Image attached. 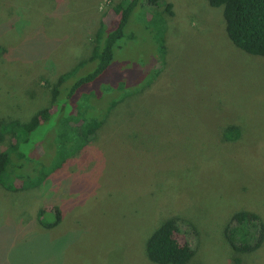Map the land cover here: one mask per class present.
<instances>
[{"label": "rangeland", "instance_id": "rangeland-1", "mask_svg": "<svg viewBox=\"0 0 264 264\" xmlns=\"http://www.w3.org/2000/svg\"><path fill=\"white\" fill-rule=\"evenodd\" d=\"M122 1L0 0V119L27 124L66 107L62 123L52 117L30 136L33 156L18 171L40 168L29 187L0 185V264H155L146 243L170 217L182 245L197 241L192 264H264V244L240 254L225 233L239 211L264 221V58L233 44L209 0L140 5L109 68L67 103ZM78 104L104 125L56 173L55 142ZM229 127L240 137H226Z\"/></svg>", "mask_w": 264, "mask_h": 264}, {"label": "trees", "instance_id": "trees-1", "mask_svg": "<svg viewBox=\"0 0 264 264\" xmlns=\"http://www.w3.org/2000/svg\"><path fill=\"white\" fill-rule=\"evenodd\" d=\"M162 3L163 0H125L114 7L115 19L109 27L101 26L97 33L94 52L88 60L96 62L97 66L93 72L77 80L68 90L67 103L68 100L72 101L81 87L91 85L109 68L114 60L115 49L125 37V29L135 9L141 5L144 9L150 10L160 7ZM209 3L212 7L223 8L226 31L233 44L250 55L264 58V0H209ZM84 64V61L81 62L79 67ZM75 72L76 70H72L60 77L53 89L54 102L61 95V86L72 78ZM115 105L116 103L110 110ZM55 108L57 110L55 113L50 108L39 111L32 122L27 124L20 119H0V185L5 189L17 190L15 186L10 187L13 181L20 180L26 185L33 179L32 175L39 171L38 167L37 170L34 169L35 172L20 173L24 170L25 159H29L32 152V150L28 152L27 149L32 133L50 122L52 117L58 119L60 114L62 116L65 113V106ZM62 118H59L60 122ZM66 118L55 142L57 155L53 170L56 173L67 167L75 155L85 153L88 149L86 147L103 128L105 120L92 114L89 108L83 110V105L79 104L74 108V113ZM225 136L237 139L240 137V130L237 127H229ZM37 151L41 152V147H38ZM39 166L46 168L49 165ZM48 178L49 174L42 172L35 182L41 185ZM25 185L22 189L29 187ZM56 213V222L48 228H53L61 222L60 211L57 210ZM180 221L176 217L168 218L149 237L146 252L153 263L192 264L198 246L197 241L184 245L179 242L178 235L183 232L179 227ZM225 233L237 253L256 252L264 244V221L254 212L239 211L232 216ZM236 235L243 238L242 246L235 243ZM252 239L253 244L249 243Z\"/></svg>", "mask_w": 264, "mask_h": 264}]
</instances>
